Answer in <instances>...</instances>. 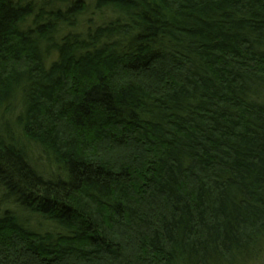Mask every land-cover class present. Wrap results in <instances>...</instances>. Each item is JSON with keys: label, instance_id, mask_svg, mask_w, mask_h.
Wrapping results in <instances>:
<instances>
[{"label": "trees", "instance_id": "16d2710c", "mask_svg": "<svg viewBox=\"0 0 264 264\" xmlns=\"http://www.w3.org/2000/svg\"><path fill=\"white\" fill-rule=\"evenodd\" d=\"M0 190V264H263L264 0H0Z\"/></svg>", "mask_w": 264, "mask_h": 264}, {"label": "rangeland", "instance_id": "374dc122", "mask_svg": "<svg viewBox=\"0 0 264 264\" xmlns=\"http://www.w3.org/2000/svg\"><path fill=\"white\" fill-rule=\"evenodd\" d=\"M34 154H35V158H37V160H39L40 163L47 165L46 162H45V160L40 157V154L36 150H35ZM1 192L2 191L0 190V199H1V196H2V193Z\"/></svg>", "mask_w": 264, "mask_h": 264}]
</instances>
